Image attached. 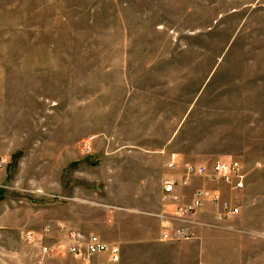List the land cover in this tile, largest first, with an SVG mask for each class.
<instances>
[{"label":"rangeland","instance_id":"rangeland-1","mask_svg":"<svg viewBox=\"0 0 264 264\" xmlns=\"http://www.w3.org/2000/svg\"><path fill=\"white\" fill-rule=\"evenodd\" d=\"M219 159L240 165L246 189L181 182L185 165L211 171ZM90 166L111 168L121 200L147 178L156 202L158 184L173 178L182 204L205 184L233 206L260 202L264 0H0V264H168L160 247L144 244L126 246L117 263H80L56 245L44 262L42 228L64 222L80 189L106 187L87 182L104 177ZM162 204L177 209L163 194ZM248 207L261 215L250 222L260 244L234 236L233 256L215 264H264V199ZM204 211L211 218L216 208L206 203L197 219Z\"/></svg>","mask_w":264,"mask_h":264},{"label":"crops","instance_id":"crops-1","mask_svg":"<svg viewBox=\"0 0 264 264\" xmlns=\"http://www.w3.org/2000/svg\"><path fill=\"white\" fill-rule=\"evenodd\" d=\"M173 158H176L178 161L182 160L178 154H174ZM92 167H94V169L91 171L94 170L99 172L104 166ZM105 170V172H99L104 174L103 178L96 177L92 179L90 177L92 172L89 171L87 174L91 179H87V182L91 184H100V182H103L106 184L104 189H80L79 191L82 196L78 199L71 198L72 203L65 205L64 222L54 221L53 223L48 222V224L57 227V223H59L64 225L67 229L75 231L85 237L96 235L108 245L118 247L120 252L121 250L123 251L126 246L128 247L130 245H155L166 253V261L168 264H185L186 260H193L195 264H215L216 258L220 260H223V258L229 260L234 253V248L232 247L233 239H231L234 236L236 242L240 245H244V242H246V245H251V243L258 245L261 242V235L258 234L260 233V229L257 227L254 231L253 228L256 226L250 225L251 221L255 218L259 219L261 215L258 214L259 212L257 211L255 213L256 215L253 216L254 211L248 206L260 204L261 199L264 198H260V202L257 203H255L257 199H254L251 201L252 204L250 205L235 206L239 209V213L223 221L218 220L217 213L210 215V218L206 213L207 211H204L197 219L199 225L193 228L194 238L191 241L180 243L165 242L160 240L162 229L159 223L160 221L156 217L158 212L164 210L162 204V188L160 184H158L156 202H153L146 193V186L151 184L147 178L140 181L141 183H139L134 196L124 195L125 199L121 200L117 198L114 190L115 186L118 184L121 186V182L119 183L117 180L111 179L108 176V171L111 170V168H106ZM128 186L129 184L125 181L124 188ZM209 186L210 184H205L204 188L208 190ZM246 188L247 186L245 189ZM247 190L248 193L249 189ZM125 192L129 191L126 189ZM203 213H206L205 215L210 218L209 223L203 220V216H205ZM250 215L252 216L250 217ZM231 221H235L239 225L241 230L238 229L237 231L241 235H237L236 233L232 234V232L237 231L228 224L231 223ZM215 230H220V232H216ZM26 232L27 231H23L21 234L23 235ZM40 233H44V227ZM41 234L38 238L39 240L43 238V241L39 243V245L54 243H50L51 240L48 241L44 239V236H41ZM250 250L254 251L253 247L250 248ZM104 257H109V260L112 261L109 254L100 255L96 258L100 259ZM33 263L38 264L37 260ZM226 263L227 262L224 264Z\"/></svg>","mask_w":264,"mask_h":264},{"label":"built area","instance_id":"built-area-1","mask_svg":"<svg viewBox=\"0 0 264 264\" xmlns=\"http://www.w3.org/2000/svg\"><path fill=\"white\" fill-rule=\"evenodd\" d=\"M175 164L177 163L172 161L169 167L172 168ZM259 167L261 166L259 165ZM183 176L181 182L184 186L189 185L190 179L197 176L207 179L209 183L225 186L230 191L237 193L243 191L246 185V175L240 165L225 159L217 160L211 171L205 165H185ZM177 187L178 184L173 178L164 180L162 184L164 202L169 204L175 201V205H177L174 213H167L164 208L165 211L158 215L161 219L163 241L189 240L193 238V228L199 225L195 215L203 210L206 203H211L216 208L219 221L229 219L239 213V209L231 205L230 201L221 198L217 192H210L205 188L195 191L188 204H182L177 196ZM176 226L180 229L178 230ZM44 235L48 238L56 239L57 242L49 245L40 244L41 251L39 255L43 257L44 262L51 254L50 257H56L59 254L60 251L56 245L63 246L66 255L80 263H88L94 257L105 254L111 256L112 262L117 263L119 261V248L108 245L96 235L85 237L67 229L65 226L57 225V227H54L49 224L44 227ZM26 239L25 241L28 244H32L36 240L31 233L26 235ZM42 241L43 238L39 242Z\"/></svg>","mask_w":264,"mask_h":264}]
</instances>
